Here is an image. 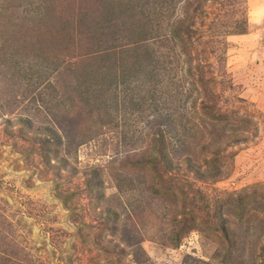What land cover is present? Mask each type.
<instances>
[{"label": "rangeland", "instance_id": "rangeland-1", "mask_svg": "<svg viewBox=\"0 0 264 264\" xmlns=\"http://www.w3.org/2000/svg\"><path fill=\"white\" fill-rule=\"evenodd\" d=\"M148 2L0 0V264H264V0Z\"/></svg>", "mask_w": 264, "mask_h": 264}, {"label": "trees", "instance_id": "trees-1", "mask_svg": "<svg viewBox=\"0 0 264 264\" xmlns=\"http://www.w3.org/2000/svg\"><path fill=\"white\" fill-rule=\"evenodd\" d=\"M181 1L182 0H151V1L149 0L148 4L152 5V6L155 5L156 6V10H159V11H163V10L167 9V7H169V8H171L173 10V12H175L177 10V6L180 5ZM236 21H237V28L235 29V31L236 32H241V33L245 32V30H246V26H245L246 20L243 19V22H242V20L238 19ZM177 30H179L178 26L173 28V30H172V35L173 36L179 35V32ZM158 98L160 99L159 102L161 101L163 104L166 103V101H168V100L161 99L159 96H158ZM154 108L158 109V104H155ZM165 118L167 119V121L172 122L174 119H176V116H174L173 113H170L169 115H166ZM160 150H162L161 151L162 152V156L164 157L165 156V152H164L163 148L159 149V151ZM168 160H169V165L172 166L173 160L171 162V159H165V157L163 158L164 162H166V161L168 162ZM200 175H203V177H204L206 175V173H204V174L200 173ZM200 177H202V176H200ZM92 180L93 179H88L87 180L88 184H90ZM242 203H243V199H239L237 201V203H236V207L238 208L237 216H238V221H239V225L240 226L244 225V223L250 222V219L246 216L248 208H246L245 204H242ZM261 207H262V209L264 211V206H261ZM242 219H243V221H242ZM256 222H259V220H257ZM223 229L225 230L226 226H224ZM188 230H189V228H188ZM181 231L184 233L185 231H187V229L184 228ZM234 234L237 235V236H240V237L243 236L240 231H235ZM178 238H179V236L177 235L176 236V240H177L176 242H178ZM246 245H248V246H250L252 248H255V246H252L251 244H246ZM245 247H246L245 243L242 242V243L239 244V249H237V248H235V249L238 251L241 248L242 251H243ZM232 253H234V252H232ZM260 254L263 257L262 261L264 263V246L262 247V249L260 251ZM4 256H6V254ZM4 258H6L7 261H10L12 264L20 263V259L18 260L17 257L15 258V257H13L11 255L10 256L8 255V257H3L2 259H4ZM256 259H257V257H256ZM239 260H240V262L244 261V259H242V258H240ZM247 261L251 262V264H255V259H251V260L247 259Z\"/></svg>", "mask_w": 264, "mask_h": 264}]
</instances>
